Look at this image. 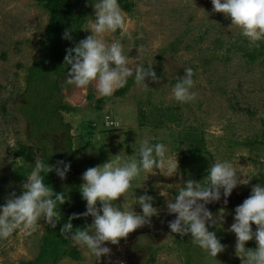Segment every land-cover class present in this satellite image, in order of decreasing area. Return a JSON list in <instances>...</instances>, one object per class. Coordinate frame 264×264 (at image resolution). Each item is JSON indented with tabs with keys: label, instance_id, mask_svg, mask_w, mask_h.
Masks as SVG:
<instances>
[{
	"label": "rangeland",
	"instance_id": "374dc122",
	"mask_svg": "<svg viewBox=\"0 0 264 264\" xmlns=\"http://www.w3.org/2000/svg\"><path fill=\"white\" fill-rule=\"evenodd\" d=\"M132 1L133 11H123L128 32L118 29L104 34L106 43L119 41L124 46L128 66L133 69L123 95H118L117 89L111 97H103L98 94L95 82L80 89L65 80L61 85L63 102L74 110L61 113L62 121L70 129L62 127L49 132L50 150L63 152L71 136L75 158L67 175L82 184V174L88 168L102 165L122 152L127 159L145 139L151 144H166L169 157L178 162L176 173L168 177L158 169L142 172L132 181L126 200L121 197L114 202L142 214L136 198L151 195L153 206L160 209L159 216L152 217L155 219L169 216L166 199L174 198L180 183L189 176L207 183L208 167L216 160H227L238 171L240 166L244 167L243 172L251 181L238 186L233 193L243 195L250 191L248 187L255 177L264 172V147L253 143L264 131V55L254 61L245 56L252 50L249 41L239 28L230 29V19L213 11L211 0ZM94 17L95 11L85 24L86 36L91 35L88 30ZM48 18V13L34 0H0L1 204L13 191L23 190L24 182L10 181L13 169L20 165L33 169L35 156L41 158V151L29 137L27 109L23 108L26 101L22 96L28 93L26 68L40 55L37 42L44 38ZM177 40L181 44L172 48ZM261 42L264 46V41ZM150 63L160 77L159 82L148 79L147 88L138 86L135 68ZM189 67L195 72L192 90L197 99L180 103L173 97L172 89L186 76L184 69ZM105 115L119 119V129L105 128L102 124ZM19 143L30 147L32 159L24 162L14 156ZM4 177L9 181L2 182ZM221 209L225 222L210 231L222 229L229 242L216 258L193 244L190 235L168 233L158 242L139 237L137 244L146 249L151 264H241L235 254V234L228 231L234 222L235 208L221 206L211 211L218 214ZM47 226L42 217L32 235L16 230L7 240H0V264L34 261ZM73 246L81 252V260L66 257L57 264H97L96 257L86 248ZM256 246L255 240L246 244L249 249Z\"/></svg>",
	"mask_w": 264,
	"mask_h": 264
},
{
	"label": "clouds",
	"instance_id": "9594fccd",
	"mask_svg": "<svg viewBox=\"0 0 264 264\" xmlns=\"http://www.w3.org/2000/svg\"><path fill=\"white\" fill-rule=\"evenodd\" d=\"M211 3L215 13L224 14L225 18L231 20L230 29L233 26L240 29L250 47H260V42L264 41V0H211ZM91 6L95 11L94 20L89 24L91 35L66 49V83L83 89L95 82L100 96L111 97L117 89L126 85L128 78L133 76V69L128 66L129 59L124 46L119 41L106 43L104 34L114 33L118 29L128 32L127 17L118 0H96L94 3L91 0ZM74 31L76 27L72 24L65 29L62 38L71 41ZM184 71L186 76L175 84L172 95L177 102L189 103L197 99V93L192 90L195 86V72L190 67ZM148 79L154 83L160 80L153 65L137 66L135 83L147 88L145 81ZM104 120L108 129L113 126L119 129V119L113 121L105 115L102 120L105 127ZM168 152L166 144H151L145 139L139 142L138 150L134 148V155L127 156V159L122 152L102 165L88 168L82 174L83 183L79 188L86 202V211L69 216L60 228V235L73 245L86 248L98 259L108 257V264H113L112 250L105 245L108 242L118 245L121 239H126L138 228L151 226L152 217L160 214V209L153 206L154 197L148 194L136 198L142 214L117 206L114 202L121 197L126 200L125 194L132 187V181L138 179L142 172L158 169L160 173L172 177L179 166L177 160L174 163L169 157ZM70 169L69 162L61 160L55 165L45 164L39 155L35 156V166L22 184V193L18 195L13 191L4 205L0 206V240H7L16 230L32 235L37 231L42 217L51 228H57L63 221L61 206L68 199L65 191L54 192L53 187L47 186L41 173L55 172L64 180ZM240 169L238 171L227 160H216L208 167L206 185L203 180L198 182L191 176L182 181L178 194L172 199H166L168 215L175 216V219L168 221L170 233L181 237L190 235L192 243L211 257L216 258L223 253L226 246L221 243L216 231H210V228L224 224V210L214 214L207 205L219 202L222 195L227 205V198L234 189L250 183L251 180L243 172L244 167L240 166ZM234 212V222L228 231L236 237L235 254L241 264H264V185L253 186L251 194ZM87 217L92 218L91 224L74 228L73 220ZM253 224L256 225L255 231ZM253 240L256 248H246V244ZM115 264L121 262L116 261Z\"/></svg>",
	"mask_w": 264,
	"mask_h": 264
},
{
	"label": "trees",
	"instance_id": "16d2710c",
	"mask_svg": "<svg viewBox=\"0 0 264 264\" xmlns=\"http://www.w3.org/2000/svg\"><path fill=\"white\" fill-rule=\"evenodd\" d=\"M34 1L39 8L48 13L49 18L44 38L37 42L41 48L40 55L32 65L26 68L25 81L28 93L30 92V94H24L22 97L26 101V104H23V108L27 109V113H25L30 125L29 137L34 142L35 147L41 151V160L45 164L55 165L57 161L61 160L71 164L75 158V153L69 131L63 152L51 151L47 141L50 138L48 137L49 132L61 129L62 127L70 129V125L62 121L61 113L64 111L72 112L74 110L73 107L63 102L61 93V85L66 80L68 67L64 65V57L66 55V49L74 47L80 40L86 38L84 32L85 24L93 14L94 9L91 6V0ZM92 2L94 3L95 0H92ZM118 3L121 9L127 13H131L135 6L132 0H118ZM72 24L76 27V31L72 33L73 39L71 41L63 39L62 34ZM176 44L180 45L181 41H175L172 48ZM251 48L252 50L250 52L245 53V56L251 58V61H254V58L262 54L264 55L262 42H260L259 48ZM124 87L117 90L118 95H123ZM4 110L6 109L4 108ZM253 143L264 147V131ZM14 154L15 157L22 159L24 162H27L33 157V152L30 150V147L20 143L15 149ZM24 166H16L13 169L10 176V181L13 184H22L32 172V168ZM41 175L44 177L45 184L53 187L54 192L65 191L68 201L61 206L63 221L57 225L56 229L51 228L49 225L47 226L40 246L39 256L34 261L21 262L20 264H57L66 257L79 261L81 260V252L73 246L72 242L65 240L60 235V228L63 222H66L68 217L73 213L80 214L86 211V202L83 200L79 190L81 184L73 179L71 175H67L64 180H61L55 172L50 174L42 172ZM1 181L6 182L9 180L7 177H4ZM203 183L205 185L207 184L205 182ZM258 184L264 185V172L259 177L256 176L248 188L252 189L253 186ZM22 191L17 194H21ZM3 205L0 203V206ZM72 223L74 228H82L87 224H91L92 220L87 217L73 220ZM215 231L221 243L228 244L229 239L227 233H223L222 229Z\"/></svg>",
	"mask_w": 264,
	"mask_h": 264
},
{
	"label": "flooded vegetation",
	"instance_id": "af4514ba",
	"mask_svg": "<svg viewBox=\"0 0 264 264\" xmlns=\"http://www.w3.org/2000/svg\"><path fill=\"white\" fill-rule=\"evenodd\" d=\"M139 237H147L150 241L154 242L159 241V239L151 235H139L130 241L121 239L118 245H112L108 242L105 246L112 250L111 260L113 264H115L116 261H120L121 264H151V262L148 261L150 257L147 255L146 249H142L137 244V239ZM96 262L97 264H108L109 258L101 257L98 259L96 257Z\"/></svg>",
	"mask_w": 264,
	"mask_h": 264
},
{
	"label": "water",
	"instance_id": "95a60500",
	"mask_svg": "<svg viewBox=\"0 0 264 264\" xmlns=\"http://www.w3.org/2000/svg\"><path fill=\"white\" fill-rule=\"evenodd\" d=\"M251 191V190H250ZM250 191H247L243 195H238L232 193L230 197H228V203L225 205L224 203V198L222 195V198L219 202H214L209 205H207L208 209L211 211L212 209L216 207H221V206H232L236 208L238 205H240L244 199H246L249 196ZM175 219V216H167V217H162L159 219H152V224L151 226H144L142 228H138L135 232L130 233L129 236L126 238L128 241L131 239L139 236V235H151L154 238L157 239H163L168 233H170V229L168 228V221ZM253 230H256V225H252Z\"/></svg>",
	"mask_w": 264,
	"mask_h": 264
},
{
	"label": "built area",
	"instance_id": "2783aa9c",
	"mask_svg": "<svg viewBox=\"0 0 264 264\" xmlns=\"http://www.w3.org/2000/svg\"><path fill=\"white\" fill-rule=\"evenodd\" d=\"M107 116L110 117L113 121L116 120V118H114V117H112V116H110V115H107ZM104 125H105V127H107V126H106V123H105V120H104ZM113 127H115V126H113ZM113 127H112V128H113ZM107 128H108V127H107Z\"/></svg>",
	"mask_w": 264,
	"mask_h": 264
}]
</instances>
